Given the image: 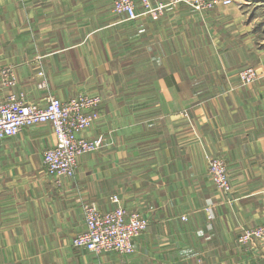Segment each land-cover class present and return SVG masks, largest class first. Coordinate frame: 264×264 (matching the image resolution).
Wrapping results in <instances>:
<instances>
[{
	"label": "crops",
	"instance_id": "crops-1",
	"mask_svg": "<svg viewBox=\"0 0 264 264\" xmlns=\"http://www.w3.org/2000/svg\"><path fill=\"white\" fill-rule=\"evenodd\" d=\"M254 1L128 19L111 0H0L12 91L41 103L100 93L83 134L108 141L59 183L43 165L56 141L49 123L1 141L0 264H264V240L238 242L264 223V0ZM244 65L255 81H239ZM218 154L230 192L208 172ZM113 194L149 217L135 252L74 247L83 202L109 210Z\"/></svg>",
	"mask_w": 264,
	"mask_h": 264
},
{
	"label": "built area",
	"instance_id": "built-area-1",
	"mask_svg": "<svg viewBox=\"0 0 264 264\" xmlns=\"http://www.w3.org/2000/svg\"><path fill=\"white\" fill-rule=\"evenodd\" d=\"M115 11L124 13L128 19L148 14L159 19L168 6L184 3L202 11L214 0H111ZM230 4L231 0H223ZM142 7V10H138ZM44 77V71H39ZM241 83H251L259 77L254 65H244L238 70ZM18 79L11 66L0 65V143L2 140L20 133L24 128L41 123H49L55 136V144L43 151V165L46 172L59 183L63 177H75L79 157L88 152L103 148L108 141L104 135L86 136L88 129L99 117V107L103 101L100 93H77L66 99L48 94L44 103L18 97L12 89ZM3 89L8 90L5 97ZM208 172L213 183L224 192H230L232 183L228 161L223 155H211L208 159ZM114 208L101 209L94 201L82 204L86 228L72 239L74 247H84L97 255L108 252L133 254L135 240L149 225V217L139 209L124 205L119 195L113 194ZM264 239V223L243 229L238 237L242 244H252Z\"/></svg>",
	"mask_w": 264,
	"mask_h": 264
},
{
	"label": "rangeland",
	"instance_id": "rangeland-1",
	"mask_svg": "<svg viewBox=\"0 0 264 264\" xmlns=\"http://www.w3.org/2000/svg\"><path fill=\"white\" fill-rule=\"evenodd\" d=\"M210 1V0H209ZM240 2V0H231V3L230 4H233V3H239ZM251 2L252 3H254L255 1L254 0H251ZM219 3H223V0H214V4L212 5V6H210V4L207 6V8L206 9H204V10H202L203 12H205V11H209L210 9H212L213 8V6L214 5H217V4H219ZM178 4H184V3H178ZM224 4H226V3H224ZM230 4H228V5H230ZM184 5H187V4H184ZM197 11H199V10H197ZM201 11V12H202ZM216 186V185H215ZM232 190V189H231ZM264 240V239H263ZM258 241H260V240H258Z\"/></svg>",
	"mask_w": 264,
	"mask_h": 264
}]
</instances>
